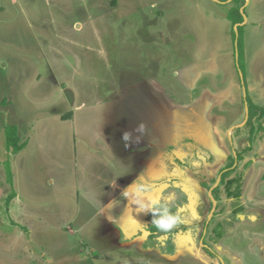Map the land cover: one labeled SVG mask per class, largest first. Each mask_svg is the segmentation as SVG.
I'll return each instance as SVG.
<instances>
[{
    "label": "rangeland",
    "instance_id": "rangeland-1",
    "mask_svg": "<svg viewBox=\"0 0 264 264\" xmlns=\"http://www.w3.org/2000/svg\"><path fill=\"white\" fill-rule=\"evenodd\" d=\"M244 2L235 27L233 0H0V264H264V0ZM133 180L183 222L166 234L131 199L120 211Z\"/></svg>",
    "mask_w": 264,
    "mask_h": 264
},
{
    "label": "clouds",
    "instance_id": "clouds-1",
    "mask_svg": "<svg viewBox=\"0 0 264 264\" xmlns=\"http://www.w3.org/2000/svg\"><path fill=\"white\" fill-rule=\"evenodd\" d=\"M137 130L143 134L146 131L145 125L140 124ZM131 132L125 131L121 134V139L125 142V147L131 142ZM131 189V191H130ZM152 191L150 184L137 183L133 180L129 185L121 190L124 198H131L132 205H135L140 212L151 215V224L161 233H169L183 222L181 210H173L172 206L161 200L159 197L145 194Z\"/></svg>",
    "mask_w": 264,
    "mask_h": 264
},
{
    "label": "flooded vegetation",
    "instance_id": "flooded-vegetation-1",
    "mask_svg": "<svg viewBox=\"0 0 264 264\" xmlns=\"http://www.w3.org/2000/svg\"><path fill=\"white\" fill-rule=\"evenodd\" d=\"M236 63H237V61H236ZM235 65V64H234ZM237 75H238V78H239V80H241V86H242V84H243V82H244V77H243V73L241 72V69L239 68V66L237 65ZM243 102L247 105V118H246V123L247 122H251V120L257 115L256 114V109H254L252 106L253 105H249V102H248V93H247V91H245L244 92V96H243ZM251 109V110H250ZM251 112L254 114L251 118H250V115H251ZM248 125H252V124H248ZM250 138H249V146L248 147H246L245 149H244V152H247V151H250L251 150V136H252V134H253V131H254V129H253V127L251 126L250 127ZM182 140V139H181ZM180 140V141H181ZM180 143V142H179ZM178 145H177V142L175 143V149L172 151V158L174 159V160H178V162L180 163V161H189V155L187 156H184L183 158H178V156H177V154H175V152L174 151H176L177 149H178V147H177ZM180 146V145H179ZM173 148H174V146H173ZM167 150H169V149H167ZM167 150H165V152L167 151ZM153 154V157L155 158V161H162L163 163H164V165H166V160H170V158H171V156H170V154H159V149H155L154 148V151L152 152ZM239 154H241V153H239ZM239 154H237L235 157H232V156H229L228 157V163L220 170V172H219V179L218 180H215L214 181V183H215V186L212 188V190L210 191V194L215 198V196L217 195L216 193H214V191H215V189H217V187L219 186V185H221V184H223V181H224V179H225V177H227V176H229L232 172H233V169H234V167L236 166V164H237V161L239 160L240 161V156H239ZM198 157V158H200L201 156H197L196 154L194 155V157ZM166 157H168V159H166ZM171 162L172 161H170V163L168 164V166H169V169H170V171H172L173 169H176V174H177V172H178V170L180 169V167L179 166H177L176 164H174L173 162V164H171ZM173 177H177L176 175H171V176H167V178H166V181H168L169 182V180L170 179H172ZM169 184V183H168ZM160 185H163V184H160ZM167 191V193L166 194H168V190H166ZM176 191V197H177V203L179 202V205L178 206H181L182 204H183V202L185 201V200H183V198H182V196H180V191L179 190H175ZM163 201H165V202H167L169 205H171L172 206V204H174V203H176V200H175V198L173 199V200H165L164 198L162 199ZM182 203V204H181ZM186 203V201L184 202V204ZM124 204L121 206V207H119L120 209V211H122V209H124ZM117 213V212H116ZM151 218V215L148 217V219H150ZM148 227L149 226H152V224H148L147 225ZM147 227V228H148ZM166 234H168V233H166ZM160 235V234H159ZM159 235H156V236H152V238H154V239H156V241H160V240H158V236ZM123 236H121V238H122ZM134 237H136V236H134ZM134 237H132V238H134ZM140 237H142V236H140ZM147 237V236H146ZM138 238V236L136 237V239ZM145 238V237H144ZM163 243V244H162ZM173 243V239L171 240V238L168 236V238L167 239H162L161 240V242H160V245H158V246H161V252L162 253H165V254H167V252H169V248H170V246H171V244ZM169 254V253H168Z\"/></svg>",
    "mask_w": 264,
    "mask_h": 264
},
{
    "label": "trees",
    "instance_id": "trees-1",
    "mask_svg": "<svg viewBox=\"0 0 264 264\" xmlns=\"http://www.w3.org/2000/svg\"><path fill=\"white\" fill-rule=\"evenodd\" d=\"M221 1H225V0H221ZM240 1L242 0H233V3H238L237 7L235 10H232L229 12L228 18L231 20L232 25L234 26L236 23H241L243 21V19L241 18L240 14L238 16V18H234V16L232 15L233 12H237L239 10V6L242 4L240 3ZM238 28L241 27H237ZM237 65L239 66V68L241 69V72L243 73V77H244V72L242 70V68L239 65V60L237 61ZM5 103V100L2 101V104ZM251 110V109H250ZM254 114L251 112L250 118L253 116ZM4 135H5V147L7 149V151L11 152L12 154H16L18 152H20L25 146H26V142H21L19 135H18V128L16 125H7L4 127ZM6 173H7V182L8 183H12V175H11V170H10V163H7V169H6ZM16 196L15 192L12 190V192L8 195V197L6 198V202L7 205L10 204V201Z\"/></svg>",
    "mask_w": 264,
    "mask_h": 264
},
{
    "label": "crops",
    "instance_id": "crops-1",
    "mask_svg": "<svg viewBox=\"0 0 264 264\" xmlns=\"http://www.w3.org/2000/svg\"><path fill=\"white\" fill-rule=\"evenodd\" d=\"M213 1H216V0H213ZM226 1V0H225ZM247 1H249V0H247ZM240 2H243L241 5H240V7H239V10H240V8H242L243 6H244V0H242V1H240ZM248 3V2H247ZM246 4V3H245ZM241 11V10H240ZM242 12V11H241ZM243 13V12H242ZM243 22V21H242ZM242 22L241 23H239V24H242ZM245 22H247V19H245ZM237 24L238 23H236L234 26L236 27L237 26ZM190 78V77H189ZM187 79V76H186V78H185V80ZM242 89H243V93L245 92V91H247L248 92V88L246 87V85H245V79H244V82H243V84H242ZM165 152V151H164ZM164 152H161L160 150H159V154L161 155V154H163ZM165 154V153H164ZM151 161H147V163H150ZM148 171H149V173H148ZM151 168H149V166H148V170H146L144 173H148L149 174V176L150 177H152V176H154V174L153 173H151ZM131 190V189H130ZM116 192V191H115ZM128 199H131V198H128ZM128 199L127 198H125L124 200H123V202H124V206L125 207H128L129 206V204H128ZM130 201V200H129ZM107 206L108 207H111V208H114V210L116 209L117 210V207H115V205L114 204H110V205H108V203H107V205H106V207L105 208H107ZM107 214V212L105 213V215ZM117 220V219H116ZM132 235L133 234H130V237H128V236H126V235H123V237H122V239L123 240H126V242H127V240H129L130 238L132 239ZM163 244V243H162Z\"/></svg>",
    "mask_w": 264,
    "mask_h": 264
}]
</instances>
